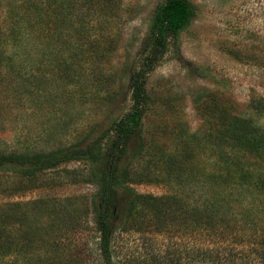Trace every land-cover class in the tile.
<instances>
[{"label": "rangeland", "instance_id": "obj_1", "mask_svg": "<svg viewBox=\"0 0 264 264\" xmlns=\"http://www.w3.org/2000/svg\"><path fill=\"white\" fill-rule=\"evenodd\" d=\"M26 1L0 0L1 45L16 63L78 35L81 53L64 71L25 62L34 70L24 86L2 62L0 151L83 147L102 133L107 149L109 129L131 108L141 44L163 0H80V12L68 16L72 23L79 14L74 24L81 23L71 38L58 34V19L32 23ZM189 1L195 14L149 72L140 130L119 159L130 180L116 187L112 264H264V193L232 181L241 169L264 173V146L250 144L254 127L264 135V111L253 107L264 99V0ZM49 58L43 63L53 66ZM97 165L70 161L32 179L0 171V264H105L91 203L97 186L89 180ZM133 192L177 201L157 218L146 209L126 216ZM215 192L232 198L219 204L229 205L235 233L198 227V202L206 194L215 203Z\"/></svg>", "mask_w": 264, "mask_h": 264}, {"label": "trees", "instance_id": "obj_2", "mask_svg": "<svg viewBox=\"0 0 264 264\" xmlns=\"http://www.w3.org/2000/svg\"><path fill=\"white\" fill-rule=\"evenodd\" d=\"M29 5L34 9V19L31 20L32 23H46L47 17H49L48 20L51 21L52 19L50 18H54L53 21L56 19L60 20L63 23V26L58 31L60 36L61 33H63L66 37L68 36L71 38L70 32L72 30L75 33H78V26L81 29V23L78 25L74 24L77 22L79 14L74 22H67L69 18H75L73 16L77 12H80V0H27L25 8H28ZM51 5L54 6L52 7ZM10 14L15 18V9L9 13V16ZM194 14L195 11L193 5L189 0H163V2L156 7L149 32L141 44L142 57L140 64L131 79V108L112 125L111 129H109V131L112 132V137L107 149L102 150L101 148V140L104 138L105 134L102 133L99 138L94 139L83 147L78 144H73L57 147L49 151H39L34 153H26L25 151H0V171H10L28 179L35 178L46 170L56 168L59 165L70 161L85 160L89 163L98 161V165L91 168L89 180L97 186L91 203L92 211L94 213L95 228L99 232V246L105 264H112V240L114 237V230L116 229L113 221L118 213L116 187L130 180L128 172L119 168V159L126 153L129 140L140 130L141 120L147 101L146 83L148 74L166 52L169 38H177L180 32L189 25ZM69 15L71 17L68 18ZM12 17L10 18L13 19ZM22 17V14H20L19 18ZM62 30H65V32ZM1 31L0 28V83L4 72L2 71V68L5 67L2 62L6 60L10 61V65H8L10 68L7 71L9 74L13 75L11 81L21 79L24 86L34 70L31 69L32 71H29L30 67L29 69H25V62L28 61V63L31 64L33 61H36L37 66L41 63L42 67L45 65L64 71L70 67L67 59L69 57L71 59H76L78 58V53H81V36L78 35L69 42L64 39L63 46L59 44L62 48L58 46L52 51L47 50L48 44L44 43L42 49L38 52V57L27 56L24 63L22 62L18 64L15 62L17 54L6 53L5 45H1V39L4 40ZM48 52L50 53V58L48 60L51 59L55 62L54 65L52 64L53 66L43 63L42 59L45 60L48 58ZM63 52H66L64 57L62 56ZM13 63H16V65L18 64V67L14 66ZM43 76L44 71L41 74V78H43ZM254 102L253 107L255 109L264 111V99H259V101ZM254 128L253 131L250 132L252 138L250 144L257 148L263 147L264 135L263 137L257 135L258 130ZM216 178H219L220 182H222L227 179V175H217L215 179ZM232 181L238 186L250 185L252 188L256 189L257 193H264L263 172L256 176H251L246 172H242L241 169ZM227 185H230V183L228 182L224 187ZM220 193L221 192H215V194H218L216 200H214L215 203L206 201L208 197L206 194H203L201 196L202 201L198 202L199 205L197 206V210H195V214L198 216L196 221L198 222V227L201 232H204L202 230H205L208 233L213 234L211 232L212 230L213 232L216 231L220 233L217 236L222 237L223 235L235 233L236 230L232 228L231 220H229V218L232 219L233 216L228 217L226 215L232 213L227 211L229 205L223 207L219 204V201L225 199ZM176 198L177 196H174L173 194L155 196L133 192L124 215L127 216L131 212L146 209L147 211L153 212L157 218L160 214H158V212L161 206L167 205L171 199L177 201ZM228 198L230 200L232 198L227 197L225 199L230 202ZM204 202H206L205 209L203 205ZM151 212L149 213L151 214ZM223 215L225 217H223ZM235 219L236 217L234 218V221ZM220 225H222L223 228H220ZM216 256L218 257L219 255L217 254Z\"/></svg>", "mask_w": 264, "mask_h": 264}]
</instances>
